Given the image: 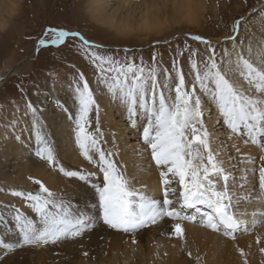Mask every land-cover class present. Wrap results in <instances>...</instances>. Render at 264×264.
Wrapping results in <instances>:
<instances>
[{
  "label": "rangeland",
  "instance_id": "rangeland-1",
  "mask_svg": "<svg viewBox=\"0 0 264 264\" xmlns=\"http://www.w3.org/2000/svg\"><path fill=\"white\" fill-rule=\"evenodd\" d=\"M1 5L3 9L5 6L7 10L11 7L14 8L11 16L6 12L4 14L0 12V21L6 24L5 28L0 31V77L3 76L2 78L5 80L0 85V128L3 130L13 129L11 132L20 135V141L30 140L37 148V131L34 126L36 124L40 128L39 130H42L43 109L41 105H46V103L49 107L52 105L51 95L53 92L58 91L63 96L67 105L57 104L58 108L54 112L59 119L61 118L60 123L67 121L68 125L62 131L63 144L58 143L54 146L51 144V147L63 149L69 156L75 153L83 162L71 164L70 160L62 158L61 161H56L54 167L48 165L50 172L55 174L54 178L64 181V187L58 180L54 185L50 184L49 179L40 181L56 197L69 203L75 214L91 217L95 226L87 230L81 237L63 241L57 245L21 248V235L15 221L16 210L18 209L37 222L39 216L28 207V201L11 193L14 191L35 193L39 191V185L34 183L35 185L33 184L31 188H27L20 183L23 176L14 175L15 172L9 170L10 163L0 141V240L16 249V251H10L0 248V264H81L80 262L87 264L89 261L90 264H125L126 259L123 251L126 248L124 246L129 241L133 243V239L136 241L133 243V247H130L133 256L141 259L144 256L143 252L148 251L146 249L154 248L155 250V246H157L153 264H165L163 259L159 261V258L169 254L166 250L170 237L166 233H163V236H153L161 224L147 227L132 237L108 229L100 222L99 197L92 185L100 183L103 173L98 170L95 163H89L84 159L76 143L75 123L69 118L70 114L74 115L77 109L75 89L81 82V74L93 90L98 105L104 103L115 106L116 102L106 91L105 86L98 83L100 79L98 72L88 58L86 54L88 50L82 46L79 37L69 36L63 44L56 46L51 44V40L54 38L53 33L47 30L51 28L79 33L90 44L96 45L101 50L100 54L110 55L121 61L125 59L135 61L137 65L142 64L146 71L155 69L159 72V78L162 81L166 74H170L174 82L177 68L182 69L186 83L190 85L193 81L192 62L195 61L203 66V62L210 55L208 46L193 39L194 36H200L211 43L218 61L234 59L237 52L244 54L245 50H249L246 56L259 61L260 55L264 54V0H101L97 5H92L91 0H0V8ZM144 14L157 18L156 21L160 23L163 22V30L148 34L137 31ZM237 21L240 22V27L238 33H234L232 28ZM124 23H129L126 25L132 29V32L127 35L122 33L123 27H125ZM230 37H234V39H230ZM41 39L48 42L46 47L40 46ZM256 95L259 96V93L257 92ZM117 105L113 108V116L119 127L113 130L110 122L105 121L102 117V107L99 105V113L97 114L94 109L90 116L89 133L98 137L106 152L112 153L110 159L114 160L122 173L136 171L147 174L159 171L160 169L155 168L154 162L150 159V150L142 143L143 124L138 121L136 127H131L127 114H120V109H118L120 105L118 103ZM69 106L72 110L66 112ZM33 108L35 113L32 111ZM203 111L206 128L208 117L214 121L215 118L217 119L214 124L219 123V118L212 108L209 111L204 109ZM23 117L30 121L27 124L31 130L26 131L24 129L26 126L18 130L20 124H26ZM97 127L100 129V133L96 132ZM221 131H225V133L219 135V145L227 147L228 143H224L226 139L223 137L226 138L228 130L224 126ZM69 132L72 133L69 137H72L69 139L71 143L67 144L65 142L68 140ZM22 134L28 135L27 138L23 139ZM43 134L46 136V133ZM122 143H124L123 146H121ZM119 149L126 154L125 160L120 159ZM35 152L33 156L37 158ZM94 158L98 159V154H94ZM142 160L145 162L143 168H136L137 163ZM20 166L21 163L17 168ZM61 166L66 171H79L85 175L92 174L86 180L90 182L87 185L88 189L91 188L87 189L90 193L88 199L83 190H76L77 182L81 180L68 178L61 174L59 172ZM237 168L241 171V167H235V172L239 171ZM134 179V177L128 179L129 184H135L136 180ZM10 182L16 184V187L10 186ZM172 187L175 188L176 195L170 194L169 199L176 202L179 199L181 188L178 183L174 182L169 189L170 193ZM94 196L96 197L95 201ZM82 198H86L88 201L84 206H79L83 205L77 204L78 201L83 200ZM176 204V209L181 210L180 204ZM76 207L78 211L73 210ZM242 209L243 212L247 210L246 207ZM183 212L184 214L196 213L198 222L203 219L202 213H197L192 209L186 210V213L184 209ZM258 225L257 223L252 226L253 230L250 228L253 232L251 230L248 234L240 232V234H236L238 235L236 238H240L242 235H253L258 229ZM234 241L225 239L224 251L226 249L232 253L235 250L234 252L238 254L239 249L243 250L237 247ZM115 244L119 245V250L120 246L124 245L120 253H116L118 248ZM92 249L98 251L102 249V254L98 259L90 258L89 252ZM180 250V257L186 255L190 260L192 256L186 252L187 249L180 248ZM85 252L88 253L87 256L83 255ZM109 252H111L112 262L107 263L105 256ZM77 255L80 261L76 259ZM132 259L133 257L127 264L137 263V260ZM145 259L144 257L143 260L145 261Z\"/></svg>",
  "mask_w": 264,
  "mask_h": 264
},
{
  "label": "snow or ice",
  "instance_id": "snow-or-ice-1",
  "mask_svg": "<svg viewBox=\"0 0 264 264\" xmlns=\"http://www.w3.org/2000/svg\"><path fill=\"white\" fill-rule=\"evenodd\" d=\"M239 27L240 22L237 21L232 31L238 33ZM47 31L53 33L51 44L56 46L63 44L69 36L79 37L98 72V83L103 84L113 100L125 108L130 126L136 127L137 121L143 119L142 143L150 150V159L160 169L162 201L130 186L114 160L110 159L112 153L106 152L98 137L88 131L90 116L94 109L99 113V105L88 81L81 74V82L75 89L77 109L69 118L75 123L76 143L84 159L95 163L103 173L100 183L92 185L99 197L100 222L117 233L135 237L136 233L168 218L176 221L168 235L183 237L181 222L197 221L196 216L184 214L183 210L192 209L199 213L203 206L210 211L203 213L200 226L233 240L238 232L248 234V227L231 210L233 198L227 191L229 176L210 146L203 109L207 104L215 111L218 122L223 123L230 138L243 139L246 145L259 141L258 146L264 151V54L260 55L258 62L242 52H237L234 59L218 61L211 43L194 36L193 39L208 46L210 55L203 66L192 62L193 81L189 85L182 69L177 68L174 82L170 74H166L162 81L155 69L146 71L135 61H121L100 54L101 50L79 33L51 28ZM39 44L46 47L48 42L41 39ZM32 111L35 113L34 108ZM96 132L100 133L99 127ZM36 141L35 156L54 167L56 157L53 148L39 128ZM94 154H98V159ZM259 159L260 166L253 174L258 177L260 191L264 192V155ZM59 172L81 181L92 175L66 171L62 166ZM218 180L223 181L221 187H217ZM33 182L39 185L38 192L11 193L28 201V207L39 216L37 222L16 210L21 248L57 245L79 238L95 226L91 217L75 214L69 203L56 197L40 180ZM174 182L182 189L176 202L169 199L170 194L176 195L175 188L169 192ZM176 203L180 204L181 210L176 209ZM0 248L16 251L2 240ZM239 251L240 256L245 257L243 250ZM244 264H248L246 259Z\"/></svg>",
  "mask_w": 264,
  "mask_h": 264
},
{
  "label": "bare ground",
  "instance_id": "bare-ground-1",
  "mask_svg": "<svg viewBox=\"0 0 264 264\" xmlns=\"http://www.w3.org/2000/svg\"><path fill=\"white\" fill-rule=\"evenodd\" d=\"M100 1L101 0H91V4L97 5L100 3ZM13 8L14 7H11L9 10H7L6 7L4 6V9H3L1 5L0 12L1 14L2 13L4 14L6 12L11 16V13H13ZM149 17L150 16L148 14L146 15L144 14L142 16V19L139 22V26H138L139 28L137 29V31L146 33V34L154 33V32H161L164 28V25H163L164 23L163 22L160 23L156 21L157 18L155 19L154 17H150V18ZM124 24H125V27H123L124 29L122 33H125L127 35L128 33L132 32V29L130 26H128L129 23H124ZM5 26H6L5 22L0 21V31H2L5 28ZM110 26H112V24ZM248 51L249 50H245L244 55H246ZM2 77L3 76L0 77V85H2V83L5 82V80ZM51 96L53 100L52 105L50 106L51 109L47 103L46 105L45 104L41 105L43 109V112H42L43 118L41 119L42 130L40 131L42 135H44L43 133H46L45 138L50 142V144L54 146V145H57L58 143L63 144L62 138L64 135L62 134V131L64 127L68 125L66 123L67 122L66 120H65L66 122L60 123L59 120L61 118L59 119L54 111L56 110V108H58L57 104L67 105V103H65L66 101H64L63 96H61V94L58 91L53 92ZM115 104H116L115 106L106 105L104 103L99 104L100 107H102V117L105 119V121L110 122V124L114 128L113 130H116L119 127V124L115 122V119L113 116V108L118 106L117 102ZM118 109H120L121 113L118 111L120 114H123V113L127 114L125 108L122 105H120ZM210 109L211 108L207 104L204 105L205 111H209ZM71 110H72L71 106H69V109H67L66 112H70ZM22 119H24V123L26 124H20L21 126L19 125L20 127H18V130L22 129L23 126H26V128H24L26 131L31 130L29 129V126L27 124L30 121H27L25 117H23ZM138 121H140L141 124H144V121L142 118ZM138 121H137V125H138ZM207 121H208L207 130L209 132L210 146L213 149L214 153L216 154L217 159L223 162V167L225 169V172L229 176L227 191L229 192L230 196H232L233 198L232 199L233 207L231 210L235 212L236 216L239 219H242V221L246 222L245 225L248 227L249 231L252 229L251 227L256 225L257 223L259 224L258 229L253 235H246V236L242 235L240 238L235 239L234 242L236 243L237 247L242 248L243 252L245 253V257H241L240 251L238 252V254H236L237 252H234L235 250L232 251V253H229L231 252L230 250L228 251L225 249L224 251L223 248H225L224 244L226 243L224 242L225 239L228 240L231 238L224 236L220 232H216L209 228L200 226L198 222L199 219H197L196 222L182 221L181 223L184 228V235L183 237H176V236L168 235V233L171 231L172 225H174L176 221L170 220L168 218H164L157 223V225H160V224L161 225L158 226L157 229L155 228L156 231L153 234V236H158V235L163 236L166 233L168 237H170L169 238L170 242L167 241L169 244L166 250L168 251L169 254H167L164 257H160L159 261H161L160 259H163L165 264H188V263L189 264H244V260L246 259L248 264H264V252L261 251V249H264V192L260 191L258 187V177L253 174L254 172L258 170L260 166L261 161L259 158L262 155H264V151H262L259 148L258 144L249 143L246 145L244 144L243 139L236 138V137L230 138V133L228 131H227L228 132L227 136L225 135L226 138L223 137L224 139H226L224 143L226 144L228 143L227 147H225V145L222 146V144L219 145V138H220L219 135L221 136V134L223 135L225 133V131H221V129H224V125L221 122L219 123L216 122L217 124L216 123L214 124V122L217 121L216 118L214 121L208 117ZM109 122H108V125H109ZM37 127L38 126L35 124L34 126L35 131H37L36 130ZM50 130L52 131V133ZM219 130H220V133H218ZM11 131H13V129L3 130L2 128H0V141L2 142V149H4V152L6 153L7 158L9 160L8 162L10 163L9 170L15 172L14 175L16 174V175L23 176V178L20 179L21 180L20 183L25 185L27 188H31L34 184L33 179H36V180L49 179L51 181L50 182L51 185H54L55 181L58 180L60 184L63 185L62 187H64L65 186L64 181L54 178L55 174L50 172V169L48 168V164H46L44 161L38 160L37 158L33 156L34 151H36L37 149L34 147L35 145L30 140L27 142L20 141L19 140L20 135H18L16 132H11ZM70 134L72 133L69 132L67 134L68 140L66 139L67 142H65L67 144L71 143L69 139H71L72 136L69 137ZM48 135L50 137H47ZM27 136H24L23 134L21 135L23 139H26ZM124 143H122L121 146H123ZM52 148L54 151V155L56 157V161L58 160L61 161V159L64 158L65 160L67 159L70 160L71 164L72 163L81 164L83 162V160L78 158L77 154L75 153L69 156L66 153V151L65 152L63 151V149H57L58 147L56 149L54 147ZM237 149H239V151H237ZM125 155L126 154L123 153L121 149H119L120 159L125 160L127 158ZM231 157H233L235 160L233 158L231 159ZM20 163H21V166L17 168L18 164ZM144 163H145L144 160L140 161L139 163H137L136 168L137 167H139L140 169L143 168ZM95 166L97 167L96 164ZM154 167L157 168L156 166ZM235 167H241V171L237 168V170L239 171L235 172ZM235 173L236 174L238 173L240 175L238 176ZM123 175L127 179H132L133 177L135 178L134 179L136 180L135 184L130 183V186H132L136 190L145 193L150 198L161 200V201L163 200V185H162V180L160 176V170L155 171V172L153 171L151 173L148 172L147 174L143 172H136V171L131 172V173L125 171ZM89 183H90L89 181H78L76 185V190H83V193L85 195L87 196L90 195L89 191H87L88 189L87 185H89ZM222 185H223V181L218 180L217 187H221ZM10 186L14 188L16 187V184L10 182ZM88 198L89 196L87 197V199ZM82 199L83 200L78 201L77 204L81 203L83 205H79V206H84L86 204V201H88L86 200V198H82ZM95 200H96V197L94 196V201ZM77 207L73 208V210L78 211ZM243 207L247 208V210H245L244 212L242 209ZM186 210H189V209H185V213H186ZM258 210H260V212H257ZM207 211H209V209L204 208L202 206L201 212L199 213L203 214L204 212H207ZM191 215L197 217L196 213L194 214L192 213ZM7 222L10 223L9 221ZM252 230L251 232H253ZM237 234H240V232H238ZM150 240L153 241V239H150ZM132 245L133 243H130V241L127 242L125 246L122 245L126 248V250L123 251L125 255V259H126L125 264H127L129 260H131V257H133L134 260H137L136 264H153L154 263L153 257H155L154 252L156 254L157 246H155V250L154 248L146 249L148 251L143 252L144 256L141 259H139L137 256H133V254L131 253L130 247H133ZM118 246L119 245H116L117 248ZM122 246H120L121 247L120 250H122L123 248ZM180 248L187 249L186 252L188 254H191L192 256L190 260L187 258L186 255H184V257L182 258L180 257L179 252L182 250V249L180 250ZM101 250L99 249L98 251V250L92 249V251L89 252L91 255L90 258L92 259L93 257V259L94 258L98 259L99 255L102 254ZM120 250L118 248L116 253H120ZM106 255H107L105 256L106 262L107 263L112 262L111 252L107 253ZM144 257L146 258L145 261L143 260ZM76 259H79L80 261L79 256L76 257ZM74 262H77V261H74ZM80 263L83 264L82 262ZM88 263L90 264L91 262L89 261ZM95 263H97V261H95Z\"/></svg>",
  "mask_w": 264,
  "mask_h": 264
}]
</instances>
